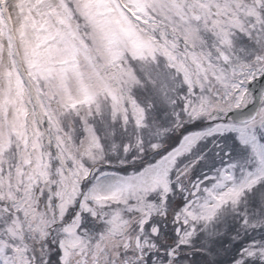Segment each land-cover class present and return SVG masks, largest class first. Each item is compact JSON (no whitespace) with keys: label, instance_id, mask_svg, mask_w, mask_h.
Returning a JSON list of instances; mask_svg holds the SVG:
<instances>
[{"label":"snow or ice","instance_id":"snow-or-ice-1","mask_svg":"<svg viewBox=\"0 0 264 264\" xmlns=\"http://www.w3.org/2000/svg\"><path fill=\"white\" fill-rule=\"evenodd\" d=\"M0 264H264V0H0Z\"/></svg>","mask_w":264,"mask_h":264}]
</instances>
